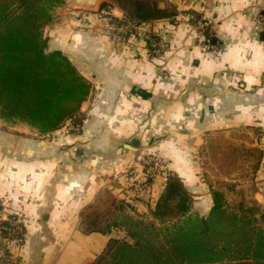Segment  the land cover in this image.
<instances>
[{
  "label": "crops",
  "instance_id": "0c3cea01",
  "mask_svg": "<svg viewBox=\"0 0 264 264\" xmlns=\"http://www.w3.org/2000/svg\"><path fill=\"white\" fill-rule=\"evenodd\" d=\"M104 1L63 0L44 29L47 50L62 51L90 83L79 111L83 131L44 134L0 116V200L20 212L27 231L14 260L0 264H92L110 239L127 235L117 227L89 232L87 209L100 202L110 213L125 201L152 217L172 176L192 196L190 213L207 216L216 174L210 167L217 171L221 161L203 151L210 139L236 134L221 149L240 152L242 130L253 135L246 151L260 152L257 169L243 182L226 177L236 183L232 200L223 191L230 204L264 212V0H159L176 15L142 24L124 23V11L113 6L108 13L127 25L123 42L112 39ZM200 23L215 50L201 49ZM163 40L167 48L156 53ZM145 152L159 154L164 170L137 195L126 176L135 170L144 178Z\"/></svg>",
  "mask_w": 264,
  "mask_h": 264
},
{
  "label": "trees",
  "instance_id": "16d2710c",
  "mask_svg": "<svg viewBox=\"0 0 264 264\" xmlns=\"http://www.w3.org/2000/svg\"><path fill=\"white\" fill-rule=\"evenodd\" d=\"M63 0H0V116L40 133L60 129L79 116L90 83L60 50L48 51L45 27ZM122 9L126 22L142 24L176 15L159 0H105L100 8ZM207 216L191 214L192 196L178 176L169 177L151 216L117 201L109 218L86 220L88 231L121 228L92 264H264V212L256 204L229 203L212 188ZM100 221L103 219L100 218Z\"/></svg>",
  "mask_w": 264,
  "mask_h": 264
},
{
  "label": "built area",
  "instance_id": "2783aa9c",
  "mask_svg": "<svg viewBox=\"0 0 264 264\" xmlns=\"http://www.w3.org/2000/svg\"><path fill=\"white\" fill-rule=\"evenodd\" d=\"M259 19L264 31V11L260 14ZM131 24L133 25V23ZM126 26L118 21L110 22L107 25L112 38H117L118 40L123 39L121 33L127 31ZM197 29L198 33L204 37L200 45L201 49L204 51L215 50V46L211 44L210 38L206 36L207 25L200 23ZM154 45L156 53L165 49V45L162 42ZM59 130L63 133L73 132L80 134L83 131L82 117L79 115L74 119L68 120ZM146 155L142 160L144 178L141 179L135 170L128 171L126 176L129 188L137 195L147 192L150 189L151 181L160 176V172L164 170L161 157L151 153H147ZM26 238L27 231L20 212L0 200V261L12 262L15 252L24 245Z\"/></svg>",
  "mask_w": 264,
  "mask_h": 264
},
{
  "label": "rangeland",
  "instance_id": "374dc122",
  "mask_svg": "<svg viewBox=\"0 0 264 264\" xmlns=\"http://www.w3.org/2000/svg\"><path fill=\"white\" fill-rule=\"evenodd\" d=\"M112 39L115 40V38H112ZM123 40L124 39H119L118 40L116 38L115 41L123 42ZM163 41L164 42H162V43L165 45L164 48H167L168 42L165 41V40H163ZM161 51H163V50H161ZM256 131L260 132L257 129H256ZM241 132L242 133H239V136H238L240 138V140H242L241 141L242 143H241V147H240L241 148L240 152H238L236 150H234V151H231V150L223 151L221 149V147L224 146V143L233 142V140L236 138V134L224 135V136L218 137L219 139H216V140L215 139H213V140L210 139V141L208 142L207 147H206L207 149H205L203 151V155L206 158H208V160H213L215 162L221 161L220 165H221V163H224V166H222V167L220 165H219L220 167L217 166V171L215 170V167H213V166L210 167V170H211V172L213 174L216 172V174H214L215 176L213 178H211V181H212V186H214V188H218V189L220 188L221 190H225V192H227L229 194L230 200L233 199L232 196H234V195H232V193H230L231 190L229 191V189H232L235 186L236 183L230 181L229 179H226V177L233 178L235 176H238V178H240L241 181L243 182V178H244L245 175L249 176L250 173H253V171L257 169L256 167H254V164L256 162L258 163V160L260 158V152L258 150H254V149L253 150L252 149L249 150L248 149V151H246L247 147H246V145H243V144H246L244 141L245 140L246 141H250V138H251V143H252V136L253 135L248 133L247 130L246 131L242 130ZM222 142H224V143H222ZM251 148H253V147H251ZM146 154H147V152L141 154V160H143V157L147 156ZM151 154H154L155 156L161 157L157 153H151ZM239 158L241 160L245 161V162L247 161V163L251 164V165L250 166L245 165V166L236 167L237 164L235 163V161L237 159H239ZM229 163H230V166L228 165ZM250 186L251 185H249V182H246L244 187L245 188L246 187L249 188ZM244 187H240V189L243 190ZM237 198H239V197H237ZM236 202H237V200L235 199L231 203L236 204ZM108 206H109V204L106 206V208ZM93 207L94 208H92V206L89 207V209H87L88 213L85 214L84 216H82V218L84 220L85 219L87 220L88 218H90V219L98 218L99 219V224L102 225L107 220V218L111 217L110 216L111 212L110 213H106V211L108 212L109 210L108 209L105 210L104 209V205L102 203L98 202ZM103 209L105 211H103L102 213L96 214L98 211L103 210ZM100 218L103 219V221H100Z\"/></svg>",
  "mask_w": 264,
  "mask_h": 264
},
{
  "label": "water",
  "instance_id": "95a60500",
  "mask_svg": "<svg viewBox=\"0 0 264 264\" xmlns=\"http://www.w3.org/2000/svg\"><path fill=\"white\" fill-rule=\"evenodd\" d=\"M135 144H136V142H135Z\"/></svg>",
  "mask_w": 264,
  "mask_h": 264
}]
</instances>
